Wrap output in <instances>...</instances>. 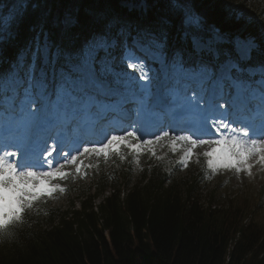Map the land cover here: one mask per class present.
Wrapping results in <instances>:
<instances>
[{
    "label": "snow or ice",
    "instance_id": "obj_1",
    "mask_svg": "<svg viewBox=\"0 0 264 264\" xmlns=\"http://www.w3.org/2000/svg\"><path fill=\"white\" fill-rule=\"evenodd\" d=\"M0 7L8 9L0 12L2 62L3 42L17 35L29 0L11 6L0 0ZM181 7L180 46L170 42L166 17L152 25L115 18L74 49L41 27L11 70L0 73V233L42 198L65 192L59 182L72 175L65 167L76 165L80 173L77 162L85 155L123 160L122 149L156 155V146L167 144L179 148V163L187 167L195 149L206 146L213 173L250 174L251 157L264 166V38L206 26L174 0V10ZM125 63L138 78L122 70ZM102 121H109L111 134L90 142ZM213 129L218 138H204ZM65 142L74 149L65 151ZM54 152L63 162L49 159ZM25 154L32 160L21 166Z\"/></svg>",
    "mask_w": 264,
    "mask_h": 264
},
{
    "label": "trees",
    "instance_id": "obj_2",
    "mask_svg": "<svg viewBox=\"0 0 264 264\" xmlns=\"http://www.w3.org/2000/svg\"><path fill=\"white\" fill-rule=\"evenodd\" d=\"M121 1L140 0H29L28 11L9 47L14 43V49L23 42L21 38L29 37L32 33L28 27L32 26L34 32L43 27L53 33L57 44L69 48L77 32L92 31L93 21L108 22L115 14L123 15ZM144 1L150 4L153 0ZM156 1L148 13L132 14V19L155 24L166 17L176 30L184 18L183 7L174 10V0ZM176 2L190 8L206 26L264 38V0L258 1L249 15L240 12L242 0ZM3 3L11 6L14 0ZM57 4L61 19L54 25L50 14L57 10ZM7 11L0 7V12ZM65 17L76 20L77 28L63 27ZM62 27L69 36L68 44L66 36L60 34ZM149 170L146 168L134 183L132 172L126 171L116 188L108 186L107 177H100V187L79 208L48 210L46 230L33 233L25 227L7 232L12 242L0 246V264H264V227L254 221L244 223L246 203L217 210L215 198L209 195L203 206L201 168L171 182L164 172ZM99 197L101 201L96 204Z\"/></svg>",
    "mask_w": 264,
    "mask_h": 264
},
{
    "label": "rangeland",
    "instance_id": "obj_3",
    "mask_svg": "<svg viewBox=\"0 0 264 264\" xmlns=\"http://www.w3.org/2000/svg\"><path fill=\"white\" fill-rule=\"evenodd\" d=\"M258 1L262 0H242L241 14L249 15L256 8ZM126 7L127 9L132 7L137 12L144 9V5H127ZM56 9L50 14V20L55 23L54 25L61 19L58 4ZM205 150H207L206 146L195 149V154L190 158L187 167H182L179 163L182 156L179 148L173 152L167 144L164 147L156 146V155L143 151L134 156L129 150L122 149L123 160L115 155H110L107 160L102 155L99 157L87 155L80 157L77 162L83 165L80 173L76 172V165H67L64 169V171L72 173L67 180L59 182L66 191L54 193L51 197L39 200L26 212L21 222L10 225V231L24 229L25 226L31 229L30 232L33 233L48 229L49 225L46 220L48 210L68 211L77 209L89 195L95 193L100 187L98 179L102 176L107 177V184L108 186L112 185L111 188H116L117 185L121 186L123 182L121 179L126 177V171L131 173L132 168L135 171L132 172L133 180L131 183L139 180L143 166L152 168L153 172H157L162 167L165 169L169 167L170 169L167 171L173 170L175 172L174 179H185L190 174V169L204 162L200 159H204L203 152ZM257 161L258 157L249 158L250 174L243 170L237 173L227 168H220L215 173L210 169L207 170L205 178L200 182L201 190L199 191L202 205H206V199L209 195L215 198L214 206L217 210L226 209L229 206L232 208L240 207L246 203L243 212L244 223L254 221L259 227H264V166ZM126 163H129L131 167ZM117 180H119L118 183L114 184ZM107 195L108 192L104 194V196ZM99 201H101L100 197L95 200V203L97 204ZM22 222L25 224L21 226Z\"/></svg>",
    "mask_w": 264,
    "mask_h": 264
},
{
    "label": "clouds",
    "instance_id": "obj_4",
    "mask_svg": "<svg viewBox=\"0 0 264 264\" xmlns=\"http://www.w3.org/2000/svg\"><path fill=\"white\" fill-rule=\"evenodd\" d=\"M6 242H8V243L12 242L7 237V229L3 233H0V246H2Z\"/></svg>",
    "mask_w": 264,
    "mask_h": 264
},
{
    "label": "bare ground",
    "instance_id": "obj_5",
    "mask_svg": "<svg viewBox=\"0 0 264 264\" xmlns=\"http://www.w3.org/2000/svg\"><path fill=\"white\" fill-rule=\"evenodd\" d=\"M212 132L216 133L214 129L212 130ZM221 132L226 134V130L225 129H222Z\"/></svg>",
    "mask_w": 264,
    "mask_h": 264
}]
</instances>
